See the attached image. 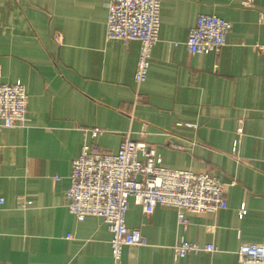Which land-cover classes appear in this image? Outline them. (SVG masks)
Here are the masks:
<instances>
[{
  "label": "crops",
  "instance_id": "obj_1",
  "mask_svg": "<svg viewBox=\"0 0 264 264\" xmlns=\"http://www.w3.org/2000/svg\"><path fill=\"white\" fill-rule=\"evenodd\" d=\"M199 14L232 22L219 52L190 55ZM107 18V0H0V83L28 94L26 125L0 127V264H239L241 242L264 240V0H161L142 84L140 43L107 40ZM96 127L106 130L95 139L104 150L117 153L129 135L154 145L165 167L228 184L227 208L185 212L186 239L216 251L175 259L177 209L159 204L145 217L131 200L126 223L147 244L124 246L115 262L106 222L77 220L64 199Z\"/></svg>",
  "mask_w": 264,
  "mask_h": 264
},
{
  "label": "built area",
  "instance_id": "obj_2",
  "mask_svg": "<svg viewBox=\"0 0 264 264\" xmlns=\"http://www.w3.org/2000/svg\"><path fill=\"white\" fill-rule=\"evenodd\" d=\"M107 8V40L140 43L135 81L142 84L147 80L153 48L159 41L161 0H107ZM231 29L229 20L214 14H199L186 41L190 55L219 52L227 44ZM27 108L28 94L23 84L0 83V127L25 126ZM88 132L93 140L85 141L80 155L72 162L65 206L79 221L94 216L106 222L112 234L110 244L116 263L121 261L124 246L147 244L142 231L126 223L131 200L142 208L145 217L151 216L159 204L177 209L181 234L174 245L175 259L201 251H216L212 243L201 245L186 239L189 221L185 212L216 213L227 208L228 184L214 173L165 167L154 145L134 140L129 135L123 139L119 151L112 153L102 149L95 140L105 129L96 127ZM242 134L243 123L240 122L233 144L234 155ZM170 142L173 143L172 139ZM18 201L23 209L33 205L32 199L26 196L19 197ZM4 202L0 197V205ZM236 253L239 264H264V240L241 242Z\"/></svg>",
  "mask_w": 264,
  "mask_h": 264
}]
</instances>
